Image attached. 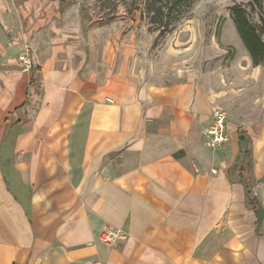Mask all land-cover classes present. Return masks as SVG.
I'll list each match as a JSON object with an SVG mask.
<instances>
[{
	"label": "crops",
	"instance_id": "0c3cea01",
	"mask_svg": "<svg viewBox=\"0 0 264 264\" xmlns=\"http://www.w3.org/2000/svg\"><path fill=\"white\" fill-rule=\"evenodd\" d=\"M40 24L10 40L0 17V264H264L261 116L227 109L210 148L215 91ZM104 227L125 238L104 244Z\"/></svg>",
	"mask_w": 264,
	"mask_h": 264
},
{
	"label": "rangeland",
	"instance_id": "374dc122",
	"mask_svg": "<svg viewBox=\"0 0 264 264\" xmlns=\"http://www.w3.org/2000/svg\"><path fill=\"white\" fill-rule=\"evenodd\" d=\"M144 1L0 0V17L8 21L10 40L22 35L27 20L35 18L44 34L67 33L88 54L103 52L118 63L124 58L132 70L152 81L172 82L186 76L199 81L207 93H217L225 107L217 102L211 111L220 108L226 120L227 109L237 108L263 121L264 62L252 65L228 10L249 0H191L187 8L169 10L155 22L150 20L152 14L144 12ZM168 2L160 3L165 12L171 8ZM249 12L260 26L259 12Z\"/></svg>",
	"mask_w": 264,
	"mask_h": 264
},
{
	"label": "trees",
	"instance_id": "16d2710c",
	"mask_svg": "<svg viewBox=\"0 0 264 264\" xmlns=\"http://www.w3.org/2000/svg\"><path fill=\"white\" fill-rule=\"evenodd\" d=\"M144 12L152 14V21L155 19H162L166 17L168 11L180 7L187 8L190 5L191 0H170V9H166V12L161 6L162 0H145ZM159 4V5H158ZM250 10H257L259 12L260 26L255 24L251 20ZM263 0H249L247 4L235 3L228 8L230 19L234 25L235 31L244 46L245 50L250 57L253 66H257L264 62V41L262 40V33L264 32V18L262 15ZM165 22L164 25H167ZM240 131V129H239ZM245 136L242 131L239 132V142H244ZM247 154V151H244Z\"/></svg>",
	"mask_w": 264,
	"mask_h": 264
},
{
	"label": "built area",
	"instance_id": "2783aa9c",
	"mask_svg": "<svg viewBox=\"0 0 264 264\" xmlns=\"http://www.w3.org/2000/svg\"><path fill=\"white\" fill-rule=\"evenodd\" d=\"M17 62L19 66L25 70H29L33 67L31 51L28 46L20 50L17 56ZM106 100L109 102L111 101L108 98ZM211 116V124L202 131V135L210 148H218L228 140L226 117L224 112L218 107H213ZM124 238L125 234L119 228L104 227L100 233V240L108 246H114Z\"/></svg>",
	"mask_w": 264,
	"mask_h": 264
}]
</instances>
